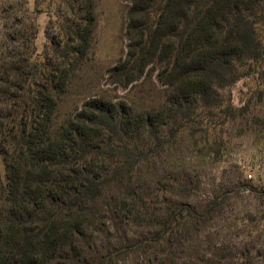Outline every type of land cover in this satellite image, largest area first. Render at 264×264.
<instances>
[{"label":"trees","instance_id":"1","mask_svg":"<svg viewBox=\"0 0 264 264\" xmlns=\"http://www.w3.org/2000/svg\"><path fill=\"white\" fill-rule=\"evenodd\" d=\"M125 1L128 53L111 75L126 88L150 66L163 65L158 80L172 94L157 112L93 99L54 129L69 78L91 49L97 0H37L38 11L49 17L53 7L65 15L56 36L49 21V44L37 58L33 41L30 49L17 47L20 33L6 35L7 50L0 56V154L7 207L0 211V264H110L111 254L98 248L99 237L116 240L123 249L134 246L123 224L168 236L164 252L171 255L176 229H197L219 212L222 197L201 210L190 204L181 177L161 187L173 195L164 207H151L140 177L152 166L153 154L174 147L187 129L199 126L204 136L220 125L210 121L217 111L222 117L238 112L220 91L241 78L242 68L264 58L258 36L264 0ZM146 132L149 138L141 141ZM145 239L139 237L138 244Z\"/></svg>","mask_w":264,"mask_h":264},{"label":"rangeland","instance_id":"2","mask_svg":"<svg viewBox=\"0 0 264 264\" xmlns=\"http://www.w3.org/2000/svg\"><path fill=\"white\" fill-rule=\"evenodd\" d=\"M36 2L0 0V56L7 50V34L20 33L17 47L24 44L30 49L33 41L35 58L42 56L49 44L45 32L50 20L55 23L51 35L58 34L57 23L65 15L53 7L49 17L38 11ZM128 9L125 0H97L92 46L87 59L69 78L67 92L55 114V130L93 99L124 103L136 112L151 113L160 110L172 94V89L158 80L163 70L161 64L150 66L141 80L126 88L114 83L111 71L128 53ZM33 32L37 35L32 36ZM258 36L264 46V22ZM240 72L242 76L235 84L220 91L238 112L232 117H222L217 111L210 121L213 126L220 125L204 136L199 126L187 129L178 136L174 147L166 146L164 151L153 154L152 166L140 177L146 190L143 196L151 207H164V199L173 195L161 187L181 177L190 193V204L201 210L215 197H222L219 212L197 229H176L170 235L175 245L171 255L164 252L167 246L163 242L168 236H156L123 224L122 231L129 233L136 242L134 246L123 249L116 240L110 242L104 235L99 237L98 248L111 254L110 264H264V58ZM149 136L148 132L142 133L140 139L147 141ZM5 166L0 154V211L7 207ZM157 181H162V185L157 186ZM180 198L186 203L185 198ZM139 237L148 241L140 245Z\"/></svg>","mask_w":264,"mask_h":264}]
</instances>
